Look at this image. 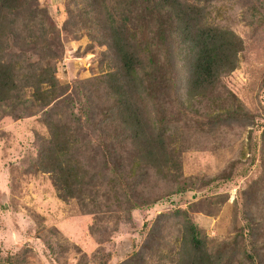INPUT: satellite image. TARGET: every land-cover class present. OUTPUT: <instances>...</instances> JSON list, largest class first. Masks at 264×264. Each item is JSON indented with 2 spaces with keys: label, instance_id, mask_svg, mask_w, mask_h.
I'll list each match as a JSON object with an SVG mask.
<instances>
[{
  "label": "rangeland",
  "instance_id": "obj_1",
  "mask_svg": "<svg viewBox=\"0 0 264 264\" xmlns=\"http://www.w3.org/2000/svg\"><path fill=\"white\" fill-rule=\"evenodd\" d=\"M70 1H38L57 29L53 74L67 103L60 125L71 122L70 111L78 112L71 105L83 93L78 83L102 72L107 52L104 21L97 16L96 24L83 23L75 15L69 20ZM203 6L208 24L241 41L234 68L194 91L189 70L175 73L171 109L177 117L166 116V142L183 150L181 169L167 176L147 169L140 191L131 192L138 195L136 205L113 203L120 185L100 162L89 178L99 175L104 196L97 200L107 197L111 213H92L84 207L87 195L59 197L53 176L39 165L41 151L53 154L59 143H48L51 105L40 107L29 92L0 103V264H180L179 236L188 221L209 253L234 255L237 264L241 258L243 264H264V0H211ZM18 54L0 55L1 64ZM182 59L181 67L191 61L187 53ZM179 109L186 115L179 116ZM152 112L154 121H163L159 105ZM72 155L89 162L82 150ZM66 158L58 157L63 164Z\"/></svg>",
  "mask_w": 264,
  "mask_h": 264
},
{
  "label": "trees",
  "instance_id": "obj_2",
  "mask_svg": "<svg viewBox=\"0 0 264 264\" xmlns=\"http://www.w3.org/2000/svg\"><path fill=\"white\" fill-rule=\"evenodd\" d=\"M38 1L0 0V55L19 53L0 62V103L29 92L40 107L51 105L46 115L51 133L48 143H59L53 154L41 151L39 165L53 176L59 197L81 200L87 195L84 207L95 214L111 213L107 197L102 203L97 200L104 196L100 195L99 175L89 178L100 162L120 185L113 203L121 208L136 205L133 200L138 195L131 192L140 191L147 169L166 176L172 168L181 169L183 150L170 148L166 142L170 137L166 116L177 117L171 109L178 91L175 73L189 70L191 91L210 86L234 68L241 41L232 32L207 23L203 3L211 0L70 1L66 9L69 20L75 15L91 24H96L97 16L104 21L108 34L101 43L108 55L104 54L106 63L97 77L78 83L83 89L81 101L74 98L71 102L72 107L77 104L78 112L70 111L71 122L60 125L67 103L60 98L63 88L53 74L59 47L57 29ZM185 53L191 61H184L181 67ZM156 105L162 122L153 120ZM176 113L186 115L183 109ZM75 129L80 134H74ZM79 150L89 162L75 160L72 154ZM59 155L67 157L64 164ZM95 179L97 188H92ZM179 238L184 247L180 264H237L234 255L209 253L192 222L185 224ZM239 264H243L242 258Z\"/></svg>",
  "mask_w": 264,
  "mask_h": 264
}]
</instances>
